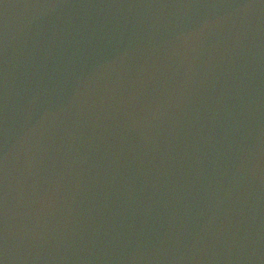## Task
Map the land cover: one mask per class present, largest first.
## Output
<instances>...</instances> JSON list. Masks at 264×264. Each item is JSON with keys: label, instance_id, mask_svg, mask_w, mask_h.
<instances>
[{"label": "water", "instance_id": "obj_1", "mask_svg": "<svg viewBox=\"0 0 264 264\" xmlns=\"http://www.w3.org/2000/svg\"><path fill=\"white\" fill-rule=\"evenodd\" d=\"M0 264H264V0H0Z\"/></svg>", "mask_w": 264, "mask_h": 264}]
</instances>
